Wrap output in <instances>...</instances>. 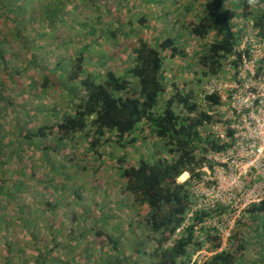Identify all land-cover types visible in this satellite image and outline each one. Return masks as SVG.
I'll use <instances>...</instances> for the list:
<instances>
[{"label": "rangeland", "instance_id": "obj_1", "mask_svg": "<svg viewBox=\"0 0 264 264\" xmlns=\"http://www.w3.org/2000/svg\"><path fill=\"white\" fill-rule=\"evenodd\" d=\"M21 1L26 4L28 0ZM155 1L99 0L96 4L98 9L95 7L94 10L89 0H83L82 10L80 7L75 10L76 16L71 15L67 23L54 26V37L51 40H40L36 24L31 25L26 33L29 43L27 46L16 39L13 23L3 17L0 10V40L6 42L0 49L7 50L6 63H3L0 55V92L4 97L0 99V125L8 137L5 145L17 138L15 134L20 132L19 128L35 132L42 126L56 123L58 119L53 117L55 110L50 112L52 108H59V113L63 114L66 112L64 109L68 106L67 102H78L67 100L68 87L62 86L63 79L50 73L59 60L67 61L72 57L76 50L73 44L77 49L92 45L86 54L89 73L105 75L111 70L119 75L131 67L132 60L129 56L139 41L143 40L157 47L169 36H173L178 27L184 32V39L179 40V45L185 49L187 56L165 60L164 83L167 92L163 100L166 101L175 94L176 84L184 93L194 90L195 101L205 109L204 96L215 90L220 91L224 102L230 93V87L243 83L239 80L245 76L243 71L258 69L259 63L264 60V43L255 38L256 32L252 31L251 22L245 23L239 16L241 9L235 7L240 0H229L233 24L246 30L240 47L243 55V62L238 67L240 73L236 75L231 58L225 62V67L217 78L213 75L203 77L201 85L197 86L202 74L197 54L206 47L205 43H212L215 36L212 33L207 40H199L187 34L183 26L190 23L192 17L206 12V2ZM34 4L39 6L40 0H34ZM84 15L88 16L87 21ZM92 15H103L102 23L96 24ZM79 24L85 25L84 28L79 27ZM91 27H94V35L89 37L87 32ZM32 42L33 45L30 44ZM246 43L252 45L248 54L245 52ZM166 55L169 53L163 56ZM34 59L35 63L32 62ZM48 75L54 81V87L44 89V78ZM76 95L82 98L85 97V92L78 89ZM231 111L232 107L227 103L216 108L211 114L217 118L216 122L209 126L208 131L219 135V131L226 127L232 117ZM147 135V132L141 134L137 144L129 147L126 152L119 151L113 144L105 145L101 148V160L95 159L83 144L77 147V141L63 146V154L48 151L43 153L42 146L31 149L23 141H19V144H23L24 152L21 161L15 159L14 166L18 169L25 168L20 178L23 184L22 190L14 198H5L6 208L0 212V264H41L45 257L48 264H106L109 261L115 263L118 258H129L128 264L157 262L156 258L151 259L149 256L153 247H143L148 255L132 252V248L141 243L147 233V208L136 205L133 196L124 191L126 180L118 175L117 161L110 159L111 152L115 157L125 155L127 161L123 166L127 167L136 165L141 158H148L150 155L155 154L160 158L156 138ZM9 146L12 150L13 146ZM210 155L211 153L206 156L207 160ZM78 163L79 166H76ZM202 167L203 178L192 181L191 191L195 204L187 215L188 220L194 217L195 206L201 204L205 205L204 210L209 206L219 209L216 212L220 215V209L225 210L222 218H211L205 224L206 227L218 229L223 236L224 244L220 251L230 249L237 253L242 264H264V248L259 242L264 236L263 229L259 228L263 226L262 221L258 220L256 226L254 219L246 213L252 205L250 201L255 198L254 195L248 198L247 203H231L227 185L222 186L220 193H210L218 191L217 177L222 168L214 167L212 171L207 164ZM85 168L86 171L83 170ZM190 177V174L185 175L178 179V183H184ZM256 177L255 172L241 181L247 185L254 183ZM15 180L16 178L10 184L11 188L18 183ZM259 189L260 186L257 185L256 191ZM77 193L81 195V199ZM202 208L204 207L198 209ZM101 218H106L107 223L102 226L103 235L98 236V221ZM189 223L187 221L186 225ZM201 227L203 226L198 224L195 230L199 232ZM116 240L118 249L113 245ZM242 243L245 248L239 251L238 245ZM68 246L69 252L61 251ZM213 255L207 244L194 254V258L201 264Z\"/></svg>", "mask_w": 264, "mask_h": 264}, {"label": "trees", "instance_id": "obj_2", "mask_svg": "<svg viewBox=\"0 0 264 264\" xmlns=\"http://www.w3.org/2000/svg\"><path fill=\"white\" fill-rule=\"evenodd\" d=\"M89 1L92 9H98L96 4L99 0ZM152 1L155 0H147L149 3ZM205 2L206 12L192 17L190 23L183 26L187 34L199 40H207L212 33L215 36L214 41L205 43L206 47L197 54L198 65L202 69L197 86L201 85L203 77L213 75L217 78L223 71L225 62L231 58L233 69L237 71L243 62L240 47L246 34L244 27L233 24L229 0ZM82 3L83 0H40L39 6H36L34 0H28L26 4L21 0H0V10L3 17L13 23L16 39L27 46L29 43L26 33L31 25L36 24L40 40H51L54 37V26L67 23L71 15L76 16L75 10L79 7L82 10ZM235 7L241 9L239 16L245 23L251 22L252 31L256 32L255 38L264 43V0H240ZM96 15H92L94 21L101 24L103 15ZM84 19L87 21L89 18L84 15ZM84 26L79 24L82 29ZM87 33L92 37L94 27ZM180 39H184V32L177 27L175 34L157 47L143 40L139 41L129 56L132 60L131 67L119 75L111 70L105 75L89 73L86 54L92 45L77 49L73 44L76 50L72 57L67 61L59 60L50 73L63 79L62 86L68 87L67 100L78 102H67L69 110L67 106L63 114L59 113V108H52L50 112L55 110L53 117L58 119L56 123L42 126L35 132L19 128L20 132L15 134L17 138L6 145L8 137L0 125V212L6 208L5 198L12 199L22 190L20 178L25 168L18 169L14 166L15 159L21 161L24 152L23 144H19V141H23L31 149L42 146L43 153L48 151L58 154H63L62 147L68 142L77 141V147L83 144L95 159L101 160V148L105 145L113 144L119 151L126 152L129 147L137 144L141 134L147 132L156 138L160 158L154 154L141 158L136 165L124 167L123 164L127 161L125 155L115 157L113 152L110 153V159L117 161L119 177L126 180L124 191L133 196L136 205L147 208V233L142 242L132 248V252L148 255L143 251V247L148 246L154 248L149 254L151 259H157V262L151 264H198L194 254L208 244L214 255L201 264H242L237 253L230 249L220 251L224 241L219 230L205 226L211 218H222L225 210L220 209V215L216 212L219 209L209 207L207 210H198L192 219L187 218L195 204L191 191L192 181L203 178L202 165L209 163L206 156L212 152L225 151L228 146L219 144L217 137L208 131L209 126L215 124L217 119L211 114L224 105L219 91L215 90L204 96L206 109L195 101L194 90L184 93L176 84L175 94L166 101L163 100L167 92L164 83L165 60L187 56L185 49L179 45ZM5 44V41L0 40V48ZM30 44L33 45L34 42ZM251 46V43H246V54L250 52ZM61 47L62 45L58 46ZM6 52V49H0L3 63L7 61ZM165 53L169 55L164 57ZM35 59L33 63L36 62ZM263 73L264 60L259 63L257 76ZM2 85L5 87V84ZM43 86L44 89L54 87V81L49 75L44 78ZM78 89L85 92V97L79 98L76 95ZM1 95L2 92L0 99H4ZM179 107L182 109L179 110ZM9 145L13 146L12 150ZM210 165L213 171L214 165ZM83 170L86 171V168ZM188 173L191 177L184 183H178V179L189 175ZM15 178L18 183L11 188L10 184H13ZM77 195L81 199V195ZM263 212L264 202L253 204L246 210L256 226L258 220L262 221L263 226L259 228L264 231ZM187 221L190 222L189 225H186ZM106 223V218L98 221V236L103 235L101 229ZM198 224L203 226L199 232L195 230ZM259 242L264 248V236ZM113 245L118 249V240L113 241ZM244 248L243 243L238 245L239 251ZM69 249L68 246L61 251L65 250L66 253ZM48 262L46 257L41 260V264ZM128 262L129 258H118L115 263L109 261L106 264Z\"/></svg>", "mask_w": 264, "mask_h": 264}, {"label": "built area", "instance_id": "obj_3", "mask_svg": "<svg viewBox=\"0 0 264 264\" xmlns=\"http://www.w3.org/2000/svg\"><path fill=\"white\" fill-rule=\"evenodd\" d=\"M235 73L239 75L240 71L237 69ZM243 74L244 78H239L243 83L231 86L223 102L232 107V117L219 135L215 134L219 144L227 145L228 149L212 152L209 163L205 164L222 168L217 177L218 191L208 189L210 193H220L222 186L227 185L231 203H247L248 198L254 195L255 198L250 201L253 205L264 202V73L257 76V69H245ZM255 172L254 183H242L241 179L245 180L246 176ZM257 185L260 186L259 191H256ZM201 207L204 208L198 209ZM195 208L193 212L196 213L204 210L205 205Z\"/></svg>", "mask_w": 264, "mask_h": 264}]
</instances>
